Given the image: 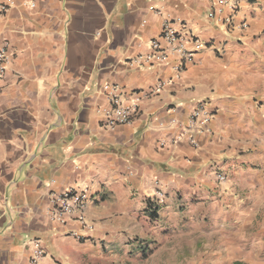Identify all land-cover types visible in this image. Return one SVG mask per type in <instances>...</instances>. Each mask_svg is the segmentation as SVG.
Masks as SVG:
<instances>
[{"label": "crops", "instance_id": "0c3cea01", "mask_svg": "<svg viewBox=\"0 0 264 264\" xmlns=\"http://www.w3.org/2000/svg\"><path fill=\"white\" fill-rule=\"evenodd\" d=\"M0 5V264H29L35 241L41 264H264V0H240L232 32L207 0ZM166 22L212 46L181 74L178 55L132 67ZM159 82L130 125L102 128L106 85L129 104ZM203 101L207 132L178 141ZM68 189L89 197L84 223L49 217Z\"/></svg>", "mask_w": 264, "mask_h": 264}, {"label": "built area", "instance_id": "2783aa9c", "mask_svg": "<svg viewBox=\"0 0 264 264\" xmlns=\"http://www.w3.org/2000/svg\"><path fill=\"white\" fill-rule=\"evenodd\" d=\"M210 6L209 18L216 25L223 26L228 32H232L239 28L234 21L235 15L240 10V0H207ZM228 10V14L223 16L224 11ZM8 7L0 5V15L5 14ZM244 23L240 28L244 29ZM188 46H190L188 48ZM212 44L202 42V40L192 32L184 23H181L180 30L174 27V24L166 22L162 28L159 39L150 43L151 52L145 56H138L130 61L132 67H143L145 65H162L168 63L172 55L180 57L179 64L176 67L178 73L186 70L187 66L194 62L196 55L205 50ZM7 45L0 51V80L4 78L7 65L10 60V55L7 51ZM166 86L165 82H159L153 88L146 92L136 94L132 103L123 104L119 93V87L115 85H106L105 90L109 97L110 108L104 111V120L102 128L105 130H114L121 125H130L138 114L140 97H152ZM208 101L200 102L197 108L186 124L182 135L177 137V140L187 139L189 143L196 146L195 137L199 134L207 132V126L214 117ZM227 175L216 171L217 183L222 185L227 182ZM164 193L158 192L157 198L154 200V205L164 203ZM89 197L86 192H77L68 189L61 194L52 195V205L49 210L51 220L66 224L69 220L77 216V220L84 223V215ZM76 238L82 239L78 234H74ZM35 250L29 264H41L46 257V251L39 241L34 242Z\"/></svg>", "mask_w": 264, "mask_h": 264}, {"label": "rangeland", "instance_id": "374dc122", "mask_svg": "<svg viewBox=\"0 0 264 264\" xmlns=\"http://www.w3.org/2000/svg\"><path fill=\"white\" fill-rule=\"evenodd\" d=\"M220 185V184H219ZM149 248H144L143 251H142V254L146 251V254L148 255L149 254V251H148Z\"/></svg>", "mask_w": 264, "mask_h": 264}, {"label": "trees", "instance_id": "16d2710c", "mask_svg": "<svg viewBox=\"0 0 264 264\" xmlns=\"http://www.w3.org/2000/svg\"><path fill=\"white\" fill-rule=\"evenodd\" d=\"M156 214H152V217L154 218ZM146 251L143 253V256H146Z\"/></svg>", "mask_w": 264, "mask_h": 264}]
</instances>
